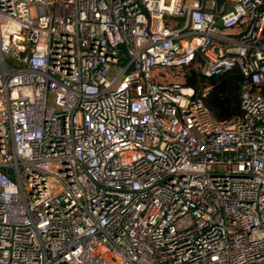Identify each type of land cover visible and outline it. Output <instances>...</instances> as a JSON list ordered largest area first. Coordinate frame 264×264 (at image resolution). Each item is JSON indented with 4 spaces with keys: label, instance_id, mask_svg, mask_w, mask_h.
Segmentation results:
<instances>
[{
    "label": "built area",
    "instance_id": "1",
    "mask_svg": "<svg viewBox=\"0 0 264 264\" xmlns=\"http://www.w3.org/2000/svg\"><path fill=\"white\" fill-rule=\"evenodd\" d=\"M0 264H264V0H0Z\"/></svg>",
    "mask_w": 264,
    "mask_h": 264
},
{
    "label": "trees",
    "instance_id": "2",
    "mask_svg": "<svg viewBox=\"0 0 264 264\" xmlns=\"http://www.w3.org/2000/svg\"><path fill=\"white\" fill-rule=\"evenodd\" d=\"M244 76L238 67L217 75H205L192 68L187 74V83L194 86L197 92L210 86L204 101L214 115L222 120L230 119L242 113L241 87Z\"/></svg>",
    "mask_w": 264,
    "mask_h": 264
}]
</instances>
